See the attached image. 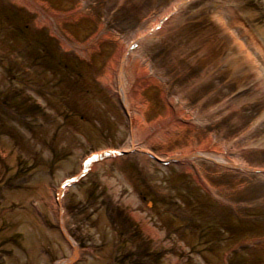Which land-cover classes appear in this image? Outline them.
Returning <instances> with one entry per match:
<instances>
[{
	"label": "rangeland",
	"instance_id": "374dc122",
	"mask_svg": "<svg viewBox=\"0 0 264 264\" xmlns=\"http://www.w3.org/2000/svg\"><path fill=\"white\" fill-rule=\"evenodd\" d=\"M65 262L264 264V0H0V264Z\"/></svg>",
	"mask_w": 264,
	"mask_h": 264
},
{
	"label": "bare ground",
	"instance_id": "6f19581e",
	"mask_svg": "<svg viewBox=\"0 0 264 264\" xmlns=\"http://www.w3.org/2000/svg\"><path fill=\"white\" fill-rule=\"evenodd\" d=\"M27 4H28L29 8H31V10L33 9L34 11H36V10L38 11V6H39V5L36 4V6H35V5L32 6V5L29 4V3H27ZM180 5H181V3H180ZM180 5H175V4H174V9H175V8L177 9ZM40 6H41V5H40ZM176 9H175V10H176ZM175 10H173V11H175ZM173 11H172V12H173ZM172 12H171V13H172ZM173 13H174V12H173ZM38 23H39V25H43V24H44L42 21H38ZM138 39H139V38H138ZM138 39H136V41H138ZM139 41H141V40H139ZM135 44H137V43L135 42L134 45H135ZM130 45H131V44H129V45H127V46H130ZM64 48L67 49L66 46H64ZM126 60H127V57H126V56H123V58L120 60V65L126 67V65H127V63H125ZM118 61H119V60H118ZM115 67H117V66H115ZM117 70H118V68H117ZM117 70H116V72H117ZM121 71H122V70H121ZM120 74H121V72L118 71V73H117V77H118V78L115 76V77H116V80L118 79V80H117V81H118V84H116V85H117V92H118V95L121 97V100H122V103H123V106H124L125 111H126V112L128 113V115H130V117L132 118V119H131V122H132V120H133V115H134V117L136 118V123L139 124V118H140V117H139V115H137V111H136V110H135V112H134L135 114L133 113V110H134V109H133V106H134V105H132V101L130 100V98H129V96H128V95H129L128 92H127V89H128V88H127V87L124 88L123 85H122V81H123V80H121ZM117 81H116V82H117ZM142 81H143V80H142ZM131 95H132V94H131ZM132 100H133V99H132ZM133 121H134V120H133ZM181 127H183V126H181ZM146 134H149V131H147ZM129 147H130V146H128L127 148H129ZM205 148H206V146H205V147H198V148H194V149H197V150H198V149H203V150H204ZM191 150H192V148L189 149L188 152L186 151V153L189 154V152H191ZM167 155H168V154H167ZM185 157H186V156H181L180 158L185 159ZM94 158H96V157H94ZM111 158H112V157H111ZM85 163H86V162H85ZM92 164H93V163L90 162V163L87 165L88 169H89V168H92ZM95 168H96V166H95ZM95 168L93 169V171L95 170ZM84 172H85V168L83 167V168L81 169V176H83V178L85 179V178H87L88 176H87V175L85 176V175H84ZM78 180H79V178H76V179H75V181H78ZM60 190H64V188L62 187ZM60 192H61V191H60ZM60 192H59V193H60ZM59 193H58V195H59ZM62 195H63V194H62ZM64 217H65V216H64ZM60 219H61V218H60ZM63 220H64V218L60 220V226H62V223H63L62 221H63ZM62 228H63V226H62ZM73 247H74V246H73ZM74 254H75V256L77 257V255H79V254H78V250L75 251ZM65 263L67 264V262H65Z\"/></svg>",
	"mask_w": 264,
	"mask_h": 264
}]
</instances>
